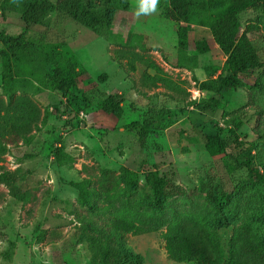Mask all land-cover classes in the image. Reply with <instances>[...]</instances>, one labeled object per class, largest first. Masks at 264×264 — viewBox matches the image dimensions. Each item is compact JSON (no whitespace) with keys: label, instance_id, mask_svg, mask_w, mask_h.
Instances as JSON below:
<instances>
[{"label":"rangeland","instance_id":"1","mask_svg":"<svg viewBox=\"0 0 264 264\" xmlns=\"http://www.w3.org/2000/svg\"><path fill=\"white\" fill-rule=\"evenodd\" d=\"M186 1L209 6L174 22L169 0L141 15L139 0H80L102 19L86 27L54 10L27 26L21 0H0V116H37L25 140L0 139V264H194L165 248L166 229L186 219L224 259L240 229L264 243V66L222 87L231 73L207 23L230 0ZM238 23L264 37V12ZM64 53L82 71L67 93L47 84ZM108 96L120 117L101 111ZM213 136L227 153L248 150L250 167L211 156Z\"/></svg>","mask_w":264,"mask_h":264},{"label":"trees","instance_id":"2","mask_svg":"<svg viewBox=\"0 0 264 264\" xmlns=\"http://www.w3.org/2000/svg\"><path fill=\"white\" fill-rule=\"evenodd\" d=\"M21 20L27 25L36 24L39 19L48 11L55 12L70 17L86 27L101 23V15L96 12L83 10L80 0H57L52 3L49 0H21ZM170 11L168 18L171 21L179 22L188 20L196 15L197 9H205L209 5L200 2L194 6L186 0H169ZM252 12H264V0H230L228 6L221 12L212 16L207 27L211 35L219 46L220 51L227 56V64L230 69V76L223 78L222 87L230 89L233 85V78L264 66V46L257 45L264 37L259 34L258 28L247 25L244 31H240L239 15ZM183 37V34H179ZM14 42L15 40H9ZM195 47L198 51L207 50L204 42H197ZM10 48V47H9ZM12 48V47H11ZM4 54V52H0ZM67 56H66V55ZM62 61L54 65L53 73L47 79V84L51 89L67 93L74 85L76 79L82 75L79 63L74 55L64 53L61 55ZM204 87V86H203ZM207 89V88H204ZM19 110L22 107H15ZM101 111L114 117L122 115L121 103L114 97H106L100 104ZM8 111V110H7ZM0 118L4 124L0 125V139H3L9 131H13L16 137L25 140L32 130L37 126V116L31 117L24 123L8 122L2 116ZM226 143L213 136L207 139L206 151L211 155H223L226 162L237 169L242 166L250 167L251 163H244L242 154L248 156V150H241V155L227 153ZM1 151V145H0ZM163 178L155 184L154 192L157 196L162 195ZM215 201V198H212ZM157 208L161 209L159 201ZM165 248L169 258L175 262H192L194 264H264V243H260L252 237L248 228L240 229L236 232L228 248L227 258L224 259L221 250L209 237L204 226L200 223L186 219L169 226L165 233ZM123 264H139L140 260L124 256Z\"/></svg>","mask_w":264,"mask_h":264},{"label":"clouds","instance_id":"3","mask_svg":"<svg viewBox=\"0 0 264 264\" xmlns=\"http://www.w3.org/2000/svg\"><path fill=\"white\" fill-rule=\"evenodd\" d=\"M158 0H139L136 15L153 13L157 10Z\"/></svg>","mask_w":264,"mask_h":264},{"label":"built area","instance_id":"4","mask_svg":"<svg viewBox=\"0 0 264 264\" xmlns=\"http://www.w3.org/2000/svg\"><path fill=\"white\" fill-rule=\"evenodd\" d=\"M85 115L83 114V112H80L79 114V118L82 119Z\"/></svg>","mask_w":264,"mask_h":264}]
</instances>
